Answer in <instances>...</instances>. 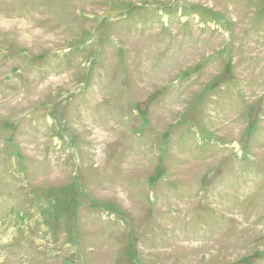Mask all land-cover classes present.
<instances>
[{"label":"rangeland","instance_id":"1","mask_svg":"<svg viewBox=\"0 0 264 264\" xmlns=\"http://www.w3.org/2000/svg\"><path fill=\"white\" fill-rule=\"evenodd\" d=\"M0 264H264V0H0Z\"/></svg>","mask_w":264,"mask_h":264},{"label":"bare ground","instance_id":"2","mask_svg":"<svg viewBox=\"0 0 264 264\" xmlns=\"http://www.w3.org/2000/svg\"><path fill=\"white\" fill-rule=\"evenodd\" d=\"M192 251V250H191Z\"/></svg>","mask_w":264,"mask_h":264}]
</instances>
